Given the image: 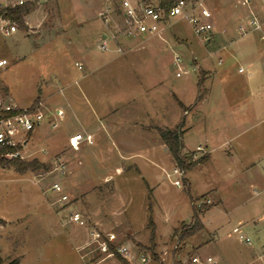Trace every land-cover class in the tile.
Wrapping results in <instances>:
<instances>
[{"label":"rangeland","instance_id":"obj_1","mask_svg":"<svg viewBox=\"0 0 264 264\" xmlns=\"http://www.w3.org/2000/svg\"><path fill=\"white\" fill-rule=\"evenodd\" d=\"M102 2L49 0L25 18L31 26L41 24L39 28L27 32L18 28L20 33L0 36V59L8 62L0 73V99L6 102L9 96L10 103L22 110L37 107L44 100L47 110L44 105L40 107L46 117L28 142L24 161L38 160L49 166L47 172L41 169L26 175L0 166V219L7 222L6 226L0 225V251L6 258L7 254L20 256L47 240L37 228L44 201L58 197L51 190L54 183L63 186L70 204L75 206L84 207L86 196L94 197L96 210L104 208L112 219L118 244L147 255L150 264H159L151 250L152 238L155 252L165 253L169 264H174V259H186L192 264L195 257L204 262L208 256L214 258L215 243L219 245V239L224 237V244L239 251L264 248V182H246L244 187H238L235 181L212 176L201 167L187 173L191 181V187H187L183 175L173 174L174 165L166 157L159 163L165 173L148 166L155 180L144 171L145 162L140 159L131 163L120 160L115 149L110 158L101 151L96 155L94 145L88 142H83L76 152L69 143L71 136L87 135L86 126H100L99 122L109 117L119 129H149L155 133L158 126L174 128L185 113L174 97L193 108L201 73H205L204 88L209 94L203 106L206 112L219 113V100L231 99L234 94L246 102L258 92L264 101V2L245 7L240 0H207L215 18L209 43L202 42L187 22L176 18L163 39L120 38L117 43L122 53L99 50L103 36L110 34L98 18ZM252 16L259 20L262 31H250L248 21ZM242 25L248 28L247 34L240 31ZM110 45L116 50V43ZM176 57L181 59V73ZM240 69L246 73L240 74ZM177 73L181 76L177 77ZM256 81L259 90L246 86ZM57 108L65 111L62 121L54 115ZM257 127L240 139L244 143L255 136L251 146L260 154L253 161L255 168L240 176L241 181H246L250 173L262 175L264 171V147H259L257 138L258 131L264 129V117ZM233 146L240 158L244 157L240 146ZM59 156L64 157L68 167L62 177L54 172ZM197 158L198 155L194 157ZM132 163L145 172L146 182ZM115 166H123V174H118ZM107 174L114 182H101ZM160 175L164 182L158 188L156 176ZM175 180H180L182 186L174 185ZM191 199L198 209L216 205L202 217L209 230L203 228L182 241V227L191 223L194 214ZM72 210H66L62 217L69 219ZM150 219L153 229L149 227ZM87 221L89 226L94 224L91 217ZM67 226L77 227L71 222ZM128 234L136 235L143 245L128 241ZM240 235L251 239V245L240 240ZM214 237L216 241L211 242ZM204 240L209 242L206 248L201 247ZM62 252L65 257H74L67 249ZM94 255L107 258L99 251Z\"/></svg>","mask_w":264,"mask_h":264},{"label":"crops","instance_id":"obj_2","mask_svg":"<svg viewBox=\"0 0 264 264\" xmlns=\"http://www.w3.org/2000/svg\"><path fill=\"white\" fill-rule=\"evenodd\" d=\"M26 17L27 15L25 18ZM26 23L29 29L39 28L41 25L39 24L37 27L31 26L27 20ZM17 33L20 32L18 31ZM3 70L4 68H1L0 73ZM249 77H251V74H249ZM258 84V81L254 83L247 82L246 86H251V89L256 91L258 89H256ZM234 95L235 96L231 99L223 98L222 100H219V113H213L211 110L207 112L204 111L203 106L207 103L209 94H207L199 104L195 105L194 103V107L191 109L190 106H185L184 103L174 95L176 100L180 101L186 108H188L180 121L175 124L174 128H176L180 123L184 124L182 129L184 153H194L195 156L198 155L197 159L208 157V161L204 165L194 169V171L199 170L201 167H205L207 169L206 172L212 174V176L225 177L235 181V183L239 185L238 187H244L246 182L247 184L264 182V171L262 175H260V173H250L249 177H246V181H241L239 179L240 176L249 173V171L255 168L254 165L256 163L253 161H255V158L260 156V154L254 152V148L251 146V144L255 142V136H252L249 141H244V143H241L240 139L245 136L247 132H252L253 130L258 129L257 126L264 117V101L259 98L258 92H254V95H252L253 98L246 100V102L240 100L236 94ZM10 100L9 96H7L6 102L4 103L14 105L19 108V106L14 102L10 103ZM47 102L48 101H46V103ZM242 102H244L246 106H244V103L241 104ZM40 103L44 105V100ZM242 106L244 109L241 108ZM42 107H45L47 110L46 105ZM58 109L61 110L62 108H57L55 111ZM224 112L228 113L224 114ZM109 118L103 120V122H99L100 126L93 124L84 128V132L87 135H90L93 139L90 144L94 145L96 155L99 154L98 151H101L103 155H107L106 158H110L114 153L113 149H115V152L120 157V160L134 162L135 160L140 159L145 162L146 168L143 167L144 171L147 170L154 179L155 177L153 176V172L149 171L150 167L148 166H154L158 170L162 169L165 173L163 166L161 167V164H159L161 158L163 160L166 157L167 160H171L174 165V170L176 169L174 159L160 138L158 132L153 133L154 130L149 129L132 130L128 127H126L128 130L126 128L119 129L120 126L116 127L113 124V120ZM156 128L174 129L161 128L160 126ZM89 130H91L93 134L89 132ZM257 135V138L260 139L258 145L262 148L264 147V129L259 130ZM34 136L35 132L30 136V141L34 139ZM233 144L236 147L240 146L244 152V157L240 158V155ZM261 155H263L264 158V148ZM133 165L136 166L139 176L146 182L147 178L145 177V172H143L136 163ZM122 168L123 166H115V170L118 174H123L124 171L121 172ZM156 177V185L159 188L163 185L164 179L161 175ZM167 177L171 178V174L168 173ZM183 180L187 181L188 187H191V181L187 178V174H183ZM101 182L107 184L109 182H114V180L111 179L110 174H107L103 177ZM56 201L57 198L52 200L47 199V201H44L43 210L40 212V225L37 230L40 234L46 235L47 240L44 239L42 243L28 249L26 254H22L20 256L16 255L13 257L8 256L7 254L6 258L4 253L0 251L1 257L5 262L18 259L19 264H124L118 259H113V257L108 259L97 258L94 255V252L97 250L95 251L94 248L84 249L86 244L89 242V230L74 226L68 227L67 225L69 219L65 216L64 218L66 220H64L62 217V214L65 215L66 210L72 208V212H81L86 219L91 217L94 220V224L90 227H94L104 233L115 234V225L112 219L109 215H107L104 208L96 210L95 201L97 202V200L94 197L90 195L86 196V204L84 207L82 205L75 206L76 204H68L65 207H61L56 204ZM219 201L222 203L221 200ZM215 205L212 207H215ZM71 213H69V215ZM205 214L206 213L201 216V222L204 229L209 230L202 221V217ZM128 235V241H131L133 244L136 242L143 245L138 240L136 235ZM53 238L60 241L53 242L51 241ZM216 238L217 237H214L210 239V241L214 242L216 241ZM225 238L226 237L219 239V245L215 243L216 257L213 258L212 256H208V258L212 257L216 264H264V248L258 246L252 251H239L232 245L224 244ZM208 243V241L204 240L201 247H208ZM64 249H67L71 253V256L74 254V257H65L62 252ZM179 252L181 251L177 250V253ZM76 254H78L79 257H77ZM155 256H157L159 264H167L169 262V260L165 258L167 256L165 253L159 255L155 252ZM126 263L130 264L127 260ZM174 264H189V260L174 259Z\"/></svg>","mask_w":264,"mask_h":264},{"label":"built area","instance_id":"obj_3","mask_svg":"<svg viewBox=\"0 0 264 264\" xmlns=\"http://www.w3.org/2000/svg\"><path fill=\"white\" fill-rule=\"evenodd\" d=\"M49 0H0V8L12 9L16 7L30 6L32 9L43 7ZM256 1L264 0H240L242 6L248 7ZM98 18L103 26L109 30V35H104L99 44V50L103 53L115 51L122 53L121 46L118 45L120 38L135 40L143 38L163 39L167 33L171 22L180 19L187 22L204 43H209L213 38L215 29V18L212 11L207 6V0H103L102 6L98 11ZM248 27L250 31H262V26L256 16L249 18ZM240 31L247 34L248 28L242 25ZM18 32V26L10 18L0 15V36L10 37ZM110 42L116 43V50L111 48ZM181 59L176 57L175 64L179 72ZM5 59H0V69L7 66ZM221 64V61L219 62ZM79 68L81 66L77 64ZM177 73V77L181 74ZM240 74H245L244 69L239 70ZM41 104V103H40ZM40 104L34 109H26L17 113L18 107L5 104L0 99V150H6L3 155L5 159H19L24 161L27 157L25 150L30 136L38 130L45 120V113ZM42 106V104H41ZM55 117L62 121L64 112L60 109L55 111ZM56 127V124L53 128ZM83 142H92L90 135L76 134L69 139L70 147L74 151H79ZM21 148V149H20ZM67 163L63 156H59L56 161L54 172L59 176L67 174ZM174 175L182 176L179 169L173 171ZM174 185L181 187L180 180L174 181ZM51 190L58 196L56 204L65 207L70 204L68 194L60 183H54ZM69 222L82 229H88L89 242L86 248H94L101 252L105 257H115L118 253L130 264H150L151 259L143 253L132 252L127 246L119 245L117 236L114 233H104L88 225V221L81 212H72L69 215ZM246 245H251V239L240 236ZM112 247L114 250H112ZM83 249V250H84ZM192 264H216L212 257L202 261L195 257Z\"/></svg>","mask_w":264,"mask_h":264},{"label":"trees","instance_id":"obj_4","mask_svg":"<svg viewBox=\"0 0 264 264\" xmlns=\"http://www.w3.org/2000/svg\"><path fill=\"white\" fill-rule=\"evenodd\" d=\"M32 11V7L30 6H24V7H16L12 9H4L0 8V15L6 16L10 18L13 22L16 23L18 28L21 31H28V26L25 22V16L28 15ZM205 83V73H201V77L198 81L197 87H198V95L195 100V105L199 104L207 95L208 91L204 88ZM35 102H38L36 100ZM179 103L180 108L186 112L188 108H186L180 101L177 100ZM35 104V103H34ZM33 104V106H34ZM35 107H31V109H34ZM21 109L17 110V113L21 112ZM1 117V114H0ZM183 123H180L176 128L174 129H160L155 128L158 134L160 135V138L162 139L163 143L168 148V151L172 155L175 165L177 169H179L184 175L187 174L190 171H193L197 167L204 165L208 161V157H202L198 160H195V154L194 153H184V143H183ZM21 149V148H20ZM6 153V150H0V166L7 169H14L17 173L20 175H26L28 172H34L43 170L45 172L48 171L49 166L44 165L40 163L38 160H33L30 162L22 161L19 159H5L3 155ZM185 185L188 187L187 181H184ZM193 204V218L189 225L184 224L182 227V237L181 240L184 241L187 238L199 233L204 227L201 222V216L208 212L212 207H203L201 209L196 208L195 202H192ZM0 225L6 226V221L0 219ZM149 227L151 229L154 228V223L152 219H150ZM154 236V233H153ZM112 250L113 247H112ZM151 250L153 251L155 255V243L154 239L152 238V244H151ZM115 257L119 261H122L124 264L126 263V260L122 258L118 253L115 254ZM156 257V256H155ZM0 264H19V260L15 259L9 262H5L0 254Z\"/></svg>","mask_w":264,"mask_h":264}]
</instances>
